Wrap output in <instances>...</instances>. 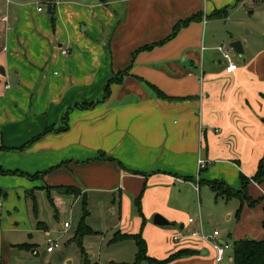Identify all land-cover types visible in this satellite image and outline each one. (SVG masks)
<instances>
[{
  "label": "crops",
  "instance_id": "0c3cea01",
  "mask_svg": "<svg viewBox=\"0 0 264 264\" xmlns=\"http://www.w3.org/2000/svg\"><path fill=\"white\" fill-rule=\"evenodd\" d=\"M48 3L0 0V264H14L22 250L39 255L30 242L35 232L44 238V254L59 251L66 263L67 249L77 244L88 261L77 236L86 208L88 234H100L87 223L94 204L109 244L135 259L136 241H114L117 234H141L148 257L167 264H233L235 241L264 239V175L254 178L264 157V24L252 37L253 29L230 32L244 53L229 45L240 57L231 54L238 69L227 73L211 22L235 7L247 5L253 14L261 3L264 11V0ZM223 9L225 16H213ZM187 20L172 38L140 50ZM200 159L207 161L203 169ZM243 177L252 203L212 189L221 181L242 190ZM71 202L83 212L62 248L59 238L71 223L53 236L39 206L67 210ZM204 202L215 204L211 214ZM18 207L23 212L13 226L4 224ZM157 214L171 224H155ZM201 224L230 244L221 260L210 243L185 236ZM48 237L61 247L48 252ZM129 261L111 263L136 260ZM147 263L156 264H140Z\"/></svg>",
  "mask_w": 264,
  "mask_h": 264
},
{
  "label": "rangeland",
  "instance_id": "374dc122",
  "mask_svg": "<svg viewBox=\"0 0 264 264\" xmlns=\"http://www.w3.org/2000/svg\"><path fill=\"white\" fill-rule=\"evenodd\" d=\"M255 13L250 14L249 11L251 10L247 5L241 6V7H235L232 8L229 11V16H227L226 19H212L211 22L216 23L217 32H218V39L213 46V48H217L219 45L225 43L230 45L231 40H229L230 32H237L240 34L248 35L249 31L253 29V34H250L249 36H255L257 27L261 26V24H264V11H262L263 5L259 3L258 5L255 4ZM228 35V36H227ZM228 37V38H227ZM263 39V36L260 37ZM219 53L218 51L216 52ZM231 54L233 57H240V55L236 54L233 50L231 51ZM3 203L5 202V198H2L1 200ZM47 203V202H46ZM48 205V204H47ZM67 210L64 208L57 210L54 206L50 205V207L44 211V205H40V210L43 211V215L40 217V219L44 218L46 225L49 226V229L53 232V236L59 235V231L64 230V224L65 221H68L71 223L72 227L69 229L70 233L61 236L59 238V241L63 246L65 247V244L67 243V237L75 232L77 229V225L79 222L80 217L82 216L83 208L82 204L78 203L73 207V203L71 202L66 203ZM206 207L207 213L210 212V207H215V204H210L204 202V206ZM93 213L92 216L88 217L87 223L91 225L96 231H99L100 234H88L85 235L82 239V245L87 251V257L88 261H86V255L82 254L80 248L77 246V244H73L71 248L66 247L67 249V255L69 256V262L64 263L63 258H59V251H56L54 254L48 255L44 254L46 245L44 238L42 237L40 232L34 233V238L30 242H34L37 244V250L39 251V255L33 254L30 252L28 254L25 250H22L18 252V254H15L12 258L14 264H93L94 262H97V264H112V260H118V258H129V262L135 261V255H130V252L128 250L122 251L117 250L118 246H112L109 244L108 237V225L105 223V221H102L100 216L97 213V205L94 204ZM100 208V206H99ZM209 208V209H208ZM4 210L3 208H0V211L2 212ZM96 211V212H95ZM22 208L18 207V210L13 208L10 213L7 214L4 224H8L10 226H13L14 224V215L22 213ZM72 212V213H71ZM220 225L219 228L221 231H223V228L225 226V220L223 217V214H221L218 218ZM57 231V233H55ZM19 235L16 237L20 241L29 240L26 237V234L20 235L19 233H16ZM106 234V235H104ZM61 248V249H62ZM229 255L232 256L233 252L232 250H229ZM94 256V258H92ZM228 259V257H226ZM126 260V259H122ZM227 261V260H226ZM226 261L224 263H226ZM149 264V263H147ZM230 264V263H227Z\"/></svg>",
  "mask_w": 264,
  "mask_h": 264
},
{
  "label": "trees",
  "instance_id": "16d2710c",
  "mask_svg": "<svg viewBox=\"0 0 264 264\" xmlns=\"http://www.w3.org/2000/svg\"><path fill=\"white\" fill-rule=\"evenodd\" d=\"M226 14H227V9H223L222 11H218L214 13L213 16H225ZM189 20L184 21L178 26H176L172 35H170L166 39L154 45L144 46L140 50L152 48L155 45L164 43L166 40L175 36L178 33L180 27L182 25L187 24ZM108 88L109 87L106 88V96L109 94ZM84 106L85 105H82V107ZM0 172H4V171L0 169ZM263 175H264V157L260 161L258 172L254 178L256 180H261ZM246 182H247V179L243 177L244 187L242 190H239V191L232 190L231 188L226 186L224 182H221V181H214L211 183V186H212L213 191L216 192L217 196H223L227 199L232 198V197H240L252 203L251 198L246 193ZM87 215H88V210L86 208L84 211V216L82 218L80 227H79V231H78L77 238L79 242L81 241L84 235L91 232V230L89 229V227L87 226L85 222V218L87 217ZM263 227H264V222H263ZM129 238L134 239L138 246L137 259L134 263H129V264H140L143 260H149L150 262L156 263V264H167L168 262L167 260L157 261L155 259L148 257L147 251H146V242L143 239L141 234H134V235L117 234L114 237V241H120L124 239H129ZM182 254H183L182 252H179L176 255H174V257H179ZM174 257H171V258H174ZM233 264H264V239L256 240V239L247 238V239H241V240L235 241L233 243Z\"/></svg>",
  "mask_w": 264,
  "mask_h": 264
},
{
  "label": "built area",
  "instance_id": "2783aa9c",
  "mask_svg": "<svg viewBox=\"0 0 264 264\" xmlns=\"http://www.w3.org/2000/svg\"><path fill=\"white\" fill-rule=\"evenodd\" d=\"M49 3L48 4H52L54 2H58L59 0H48ZM39 11H42L43 8L40 6L38 8ZM218 50L222 53L224 59L227 61V65L225 67V71L227 73H233L238 69V64L236 62L233 61L232 56H231V48L229 47V45L227 44H222L218 47ZM63 54H67L68 51L67 50H62ZM207 166V161L204 159H200L199 160V167L201 169L205 168ZM190 221H194L193 218L190 219ZM70 226V223H65V227L68 228ZM219 235H220V231L218 229H214L211 233H206L204 230V226L201 224L199 229H196L194 231H192L191 233H189L188 235H185L187 237L190 238H198L201 241L210 243L214 249L216 250L217 253V259L221 260L224 256V253L226 251V249L228 247H230V244L228 243H220L219 242ZM181 237V236H180ZM179 236H176V239L180 238ZM47 251L48 252H52L56 249H59L61 247V244L54 238L52 237H48L47 241Z\"/></svg>",
  "mask_w": 264,
  "mask_h": 264
},
{
  "label": "water",
  "instance_id": "95a60500",
  "mask_svg": "<svg viewBox=\"0 0 264 264\" xmlns=\"http://www.w3.org/2000/svg\"><path fill=\"white\" fill-rule=\"evenodd\" d=\"M48 12L51 13L52 12V8L49 7ZM230 46L234 49V51L238 54H243L244 53V47L242 44L241 40H236L230 43ZM154 223L157 225H161V226H165V225H170V221H168L167 219H165L162 215L157 214L154 217Z\"/></svg>",
  "mask_w": 264,
  "mask_h": 264
}]
</instances>
